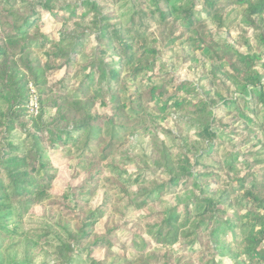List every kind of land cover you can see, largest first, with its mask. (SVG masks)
Segmentation results:
<instances>
[{
  "label": "trees",
  "instance_id": "16d2710c",
  "mask_svg": "<svg viewBox=\"0 0 264 264\" xmlns=\"http://www.w3.org/2000/svg\"><path fill=\"white\" fill-rule=\"evenodd\" d=\"M10 1L0 8V264H130L109 254L127 225L120 206L130 205L143 211L138 264H264V0H141L151 13L134 5L123 23L96 0ZM45 13L60 21L58 37L42 29ZM95 31L96 58L85 51ZM177 45L200 71L201 91L163 67L161 48ZM173 112L188 118L173 134L181 143L167 144L154 128ZM138 122L152 135L145 160L122 148ZM58 150L74 177L86 174L61 194L48 156ZM135 159L155 178L131 169ZM182 191L184 201L167 203ZM105 215L115 225L96 233ZM28 216L39 219L30 228ZM97 248L108 255L93 256Z\"/></svg>",
  "mask_w": 264,
  "mask_h": 264
},
{
  "label": "rangeland",
  "instance_id": "374dc122",
  "mask_svg": "<svg viewBox=\"0 0 264 264\" xmlns=\"http://www.w3.org/2000/svg\"><path fill=\"white\" fill-rule=\"evenodd\" d=\"M27 2L31 1V0H26ZM33 1V0H32ZM39 1V0H36ZM58 3H60L61 5L67 4V3H74V2H79V4H81V0H55ZM99 4H100V8H101V12L102 14H106L107 12H109L111 14V22L112 23H123V21L126 19V15L127 13L130 11V9H132V7L135 5L136 7H139V9H144L148 14L151 13V9L148 8L147 6H143L142 7V3L141 0H96ZM7 2V3H6ZM10 4L12 3H20V0H11L9 2ZM6 4H8V0H0V8L5 6ZM26 4V3H25ZM24 4V5H25ZM22 12L25 11V9L21 10ZM47 14V13H45ZM7 12H1L0 13V17H6ZM93 15V14H92ZM156 19V17H155ZM81 18H78V20L76 21H80ZM44 24H42V29L47 31V32H51L52 35L58 37L59 36V31L61 29V23L60 21L54 19L52 16L50 15H44L43 18ZM58 21V22H57ZM155 26L154 28H160L162 27L164 24H162L161 21H155ZM209 26L212 27V23L211 21H209ZM98 32L95 31V34L92 35V38L90 40V42L87 43L86 45V53L87 55H91L93 54V56L96 58V56L98 55V48L93 47V46H97L99 44V39L97 37ZM184 46L183 45H177L176 46V52L173 51H168L165 49H162L161 52V57L162 59L165 61L164 64V68L166 66H169L170 72L173 74H177L179 77H188L189 79H193L195 80V84L198 85L196 87L195 90H199L201 91L203 89V82L199 81V76H200V71L198 70H194L192 68L188 67V63H186V59H187V53L184 52ZM178 51V52H177ZM184 59V61H181L180 59ZM189 60V59H188ZM62 74V72H61ZM175 74V75H176ZM264 82V76H263V80ZM193 88H188L185 89V91H182L181 94L182 96L184 95V93L186 91H190ZM30 98H29V102L27 105V109L29 111L30 114H32L33 116H36L40 113L41 111V104H40V100H39V95L38 92L36 90V88L33 86V84H30ZM202 92H197L194 91L193 95H202ZM246 98H241L240 100V105L245 106L246 105ZM194 101H197L196 99ZM100 111H109V107H99ZM52 111V110H51ZM181 113V112H180ZM182 115V114H181ZM178 112H173L170 117L168 118L167 121L162 122L161 124H159V126L154 128V134L155 135H159L161 138H163L167 144H173L174 142L177 143H181L179 137L176 138L173 134L179 135L180 134V125H179V117H182L183 119L188 118V116L186 114L181 116ZM231 118V116L229 115L227 117V119L229 120ZM31 124V123H30ZM29 124V125H30ZM147 124L143 123V122H138L137 125L134 127V130L132 132L131 135H125L127 136L126 139L129 140L128 143H126V145H124L122 148L124 150L127 151V155H137L138 159L141 158L142 160L148 159V157L151 158L152 156V144H151V138L152 135L148 134L147 131L144 132V128H147ZM194 131V130H193ZM15 135L18 136L20 139L26 137V133L24 129H18L15 132ZM244 136V135H242ZM241 139H243L242 137H238L236 141H241ZM246 149V148H245ZM242 151V155L245 156L243 153L246 152V150ZM145 151V156L143 157V153ZM67 154V153H66ZM65 152H61L60 150L58 151H48V156L50 157V160L53 164L54 167H56V180L54 182L53 185V191L56 193H63L68 186V183L71 185H75L77 184L80 180L85 178V173H81L79 177H74L75 176V168L73 169V167L70 166V156H66ZM139 155L141 157H139ZM246 157V156H245ZM244 157V158H245ZM243 157L241 156V159ZM69 159V162H68ZM138 160L135 159V161L133 163L130 164L131 169H136L137 171L136 173L141 171L142 177H144L145 175L148 176V179L151 178H155L154 177V172L151 171L152 174H150V172L148 173L146 170V166L142 165V164H135L137 163ZM144 161H141V163H143ZM216 166H214V168L212 169V171H214ZM223 178H216V179H211L212 183L214 182V180L216 181L217 185L213 184V187L217 188V189H222L223 188V179L226 177V173L225 171H223ZM213 173V172H212ZM219 173V172H218ZM244 171L241 172L240 175H243ZM114 191L109 192L113 199L118 198L119 194L117 192V187H112ZM104 189H99L96 194L90 196V201L92 204H94V206H96L102 197V191ZM186 192L182 191V193L179 194V196L176 197H170L167 196L165 199L167 201V203H172V202H177V201H184L186 199ZM231 198H234V196H231ZM120 203V202H119ZM119 203H117V207L119 205ZM120 211L121 214H118L117 219H120V223L124 222V220H126L127 225L120 228L118 230V237L119 240L116 241V244L113 247V250L109 252V254H113V258L116 257H121L122 259H127L128 261H130V264H138L136 262H138L139 258L141 257V253H143V249L141 248L140 245H138V247L135 245V234L136 232L139 230V227L142 225L141 224V220L143 217V211L134 208L133 206H128V207H121L120 206ZM35 211H37L38 214H42V210L40 208H37ZM116 219V218H115ZM110 218L105 215L102 218H98L97 220H95L93 223V229L96 233H104L107 230L108 225L110 226L113 224L112 222L109 223ZM128 220V221H127ZM25 222L27 223H32L35 221H39V219L37 218H33V217H27L24 219ZM126 224V223H125ZM124 224V225H125ZM33 227V224H30L28 226ZM19 255H21V253H19ZM106 255H108L107 249L105 248H97L94 250L93 252V256L97 257L98 259H102L104 258ZM222 263L223 264H231L232 262L230 260H228L227 258H223L222 259Z\"/></svg>",
  "mask_w": 264,
  "mask_h": 264
},
{
  "label": "crops",
  "instance_id": "0c3cea01",
  "mask_svg": "<svg viewBox=\"0 0 264 264\" xmlns=\"http://www.w3.org/2000/svg\"><path fill=\"white\" fill-rule=\"evenodd\" d=\"M263 80V79H262Z\"/></svg>",
  "mask_w": 264,
  "mask_h": 264
}]
</instances>
